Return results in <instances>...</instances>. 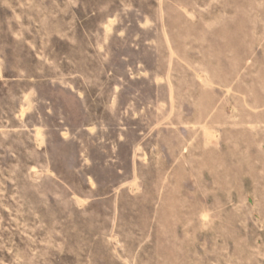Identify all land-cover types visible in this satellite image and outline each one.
Instances as JSON below:
<instances>
[{
	"label": "rangeland",
	"instance_id": "obj_1",
	"mask_svg": "<svg viewBox=\"0 0 264 264\" xmlns=\"http://www.w3.org/2000/svg\"><path fill=\"white\" fill-rule=\"evenodd\" d=\"M0 264H264V0H0Z\"/></svg>",
	"mask_w": 264,
	"mask_h": 264
}]
</instances>
